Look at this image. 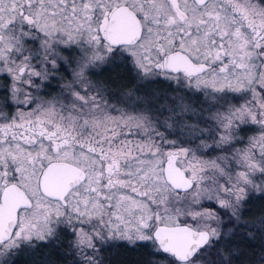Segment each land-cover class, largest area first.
I'll use <instances>...</instances> for the list:
<instances>
[{
	"label": "snow or ice",
	"instance_id": "obj_1",
	"mask_svg": "<svg viewBox=\"0 0 264 264\" xmlns=\"http://www.w3.org/2000/svg\"><path fill=\"white\" fill-rule=\"evenodd\" d=\"M256 201L264 0H0V264H264Z\"/></svg>",
	"mask_w": 264,
	"mask_h": 264
},
{
	"label": "trees",
	"instance_id": "obj_2",
	"mask_svg": "<svg viewBox=\"0 0 264 264\" xmlns=\"http://www.w3.org/2000/svg\"><path fill=\"white\" fill-rule=\"evenodd\" d=\"M105 71L100 74V78L110 79L114 76L119 69H104ZM112 73L108 74V71ZM162 87V86H161ZM250 210L245 213V219L252 221L257 219L262 213H264V201H256L249 206ZM261 239L258 235L255 241H242L241 242V255L237 260L236 264H254L256 259V254L259 252V246ZM38 256L43 259L47 257L51 260V264H61V259L56 253L55 249L43 248L39 250ZM149 259L148 252L143 247H138L136 249L118 246L114 247L110 253L111 264H146Z\"/></svg>",
	"mask_w": 264,
	"mask_h": 264
},
{
	"label": "flooded vegetation",
	"instance_id": "obj_3",
	"mask_svg": "<svg viewBox=\"0 0 264 264\" xmlns=\"http://www.w3.org/2000/svg\"><path fill=\"white\" fill-rule=\"evenodd\" d=\"M104 71H105V70H102L101 73H103ZM107 73L110 74V73H112V71L109 70Z\"/></svg>",
	"mask_w": 264,
	"mask_h": 264
}]
</instances>
